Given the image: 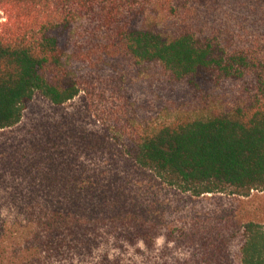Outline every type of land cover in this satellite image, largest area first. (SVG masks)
I'll return each instance as SVG.
<instances>
[{"label":"trees","instance_id":"trees-1","mask_svg":"<svg viewBox=\"0 0 264 264\" xmlns=\"http://www.w3.org/2000/svg\"><path fill=\"white\" fill-rule=\"evenodd\" d=\"M0 12V264H264V0Z\"/></svg>","mask_w":264,"mask_h":264},{"label":"rangeland","instance_id":"rangeland-1","mask_svg":"<svg viewBox=\"0 0 264 264\" xmlns=\"http://www.w3.org/2000/svg\"><path fill=\"white\" fill-rule=\"evenodd\" d=\"M3 17H4V16H3L2 13L0 12V22L3 20ZM43 109H45V103L36 101V102L34 103V109H33V112L35 111V114H34L33 118L39 116L41 110H43ZM253 195H258V196L261 197V200H255V202L260 201L261 204H264V193H263V194H256V193H253ZM158 245H159V246L162 245V241H159V242H158Z\"/></svg>","mask_w":264,"mask_h":264}]
</instances>
